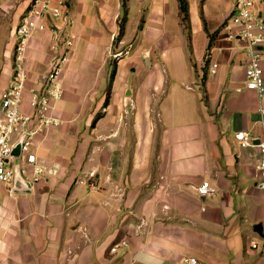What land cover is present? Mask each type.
I'll list each match as a JSON object with an SVG mask.
<instances>
[{"label": "crops", "instance_id": "crops-1", "mask_svg": "<svg viewBox=\"0 0 264 264\" xmlns=\"http://www.w3.org/2000/svg\"><path fill=\"white\" fill-rule=\"evenodd\" d=\"M30 1L0 0V96ZM63 1L75 48L54 104L62 125L0 184V264H264V96L246 88V44L222 32L235 0H186V20L178 0H128L121 37L122 0ZM51 42H29L28 89ZM204 182L214 195L198 194Z\"/></svg>", "mask_w": 264, "mask_h": 264}, {"label": "built area", "instance_id": "built-area-1", "mask_svg": "<svg viewBox=\"0 0 264 264\" xmlns=\"http://www.w3.org/2000/svg\"><path fill=\"white\" fill-rule=\"evenodd\" d=\"M74 23L63 0H31L15 29L12 78L0 96V184L10 186L15 179L12 153L18 143L22 141L20 160L36 165V156L31 153L36 137L62 125V121L54 115V104L62 100L64 95L62 73L75 48V35L72 33ZM46 31L52 33L48 72L38 78L34 87L28 89L31 82L29 42L37 34ZM222 32L229 41H242L246 44V88L263 97L264 0H235L234 10L223 25ZM122 56L119 53L114 57L118 59ZM215 68L213 66L212 73H215ZM27 92L30 98L26 102ZM24 104L28 105L29 112L24 111ZM236 139L244 148L251 146L245 133L237 134ZM258 149L260 161L257 187L264 193V139L259 142ZM20 171L22 176L26 174L25 170ZM42 173L43 170L36 167L35 174ZM91 187L97 188L95 185ZM197 191L203 197L216 193V189L208 182H204ZM251 246L256 249L258 244L253 241ZM182 264L202 263L195 257L186 256Z\"/></svg>", "mask_w": 264, "mask_h": 264}, {"label": "trees", "instance_id": "trees-1", "mask_svg": "<svg viewBox=\"0 0 264 264\" xmlns=\"http://www.w3.org/2000/svg\"><path fill=\"white\" fill-rule=\"evenodd\" d=\"M179 4H180V11L181 14L183 15V20H186L188 17V6H187V1L186 0H178ZM127 2L128 0H123L122 1V6L123 9L125 10V15H127ZM124 21L126 22V16L124 18ZM124 32V27L121 28V35ZM98 118H100V115L98 116Z\"/></svg>", "mask_w": 264, "mask_h": 264}, {"label": "water", "instance_id": "water-1", "mask_svg": "<svg viewBox=\"0 0 264 264\" xmlns=\"http://www.w3.org/2000/svg\"><path fill=\"white\" fill-rule=\"evenodd\" d=\"M21 151H22V141L16 145V147L13 150L12 157L13 158H20L21 157ZM259 232L262 233V226H259Z\"/></svg>", "mask_w": 264, "mask_h": 264}, {"label": "rangeland", "instance_id": "rangeland-1", "mask_svg": "<svg viewBox=\"0 0 264 264\" xmlns=\"http://www.w3.org/2000/svg\"><path fill=\"white\" fill-rule=\"evenodd\" d=\"M123 1V0H122ZM123 7V6H122ZM125 16H126V22H127V16H128V4H127V15H125V10L123 9V16L121 17V19H120V29L122 28V27H124V30H125V26H126V22L124 21V18H125ZM124 33V32H123ZM123 35V34H122ZM121 35V31H120V37L122 36ZM114 60V59H113ZM114 68H115V66L112 64V72H113V70H114Z\"/></svg>", "mask_w": 264, "mask_h": 264}]
</instances>
